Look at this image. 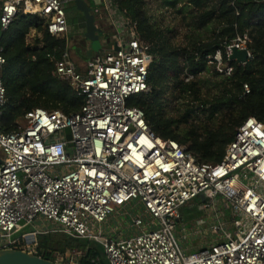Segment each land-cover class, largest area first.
<instances>
[{"label": "built area", "instance_id": "obj_1", "mask_svg": "<svg viewBox=\"0 0 264 264\" xmlns=\"http://www.w3.org/2000/svg\"><path fill=\"white\" fill-rule=\"evenodd\" d=\"M95 2L114 31L112 48L81 67L67 48L59 59L48 55L54 74L83 100L80 111L35 108L13 131H0V251L64 233L100 245L108 264H264V123L245 120L214 165L158 136L131 105L150 92L151 46L113 0ZM65 3L0 0V29L20 13L33 14L52 37H64ZM249 43L238 35L226 46L227 61L219 50L208 64L231 76L233 48L247 50L250 60ZM5 63L0 46V70ZM5 95L0 77V117ZM201 196L208 215L178 234L180 210ZM208 235L206 245L189 249L190 239Z\"/></svg>", "mask_w": 264, "mask_h": 264}, {"label": "trees", "instance_id": "obj_2", "mask_svg": "<svg viewBox=\"0 0 264 264\" xmlns=\"http://www.w3.org/2000/svg\"><path fill=\"white\" fill-rule=\"evenodd\" d=\"M156 1L161 10L175 15L173 26L150 16L147 0H113L136 24L153 55L147 76L150 92L131 105L143 110L158 136L186 146L200 164H218L245 120L253 117L264 123V0ZM44 23L37 15L20 13L7 30L0 29L6 60L0 70L6 90L3 133L13 131L35 108L70 115L83 104L70 84L54 74L48 56L61 58L67 40L52 37ZM32 31L36 36L30 44ZM238 35L249 37L252 59L245 64L232 61L233 74L224 76L208 58L220 50L227 61L226 46ZM15 247L61 264H108L100 245L64 233L39 235L35 242L22 240Z\"/></svg>", "mask_w": 264, "mask_h": 264}, {"label": "rangeland", "instance_id": "obj_3", "mask_svg": "<svg viewBox=\"0 0 264 264\" xmlns=\"http://www.w3.org/2000/svg\"><path fill=\"white\" fill-rule=\"evenodd\" d=\"M91 8H93V12L92 14L95 16V20L97 22V26L100 28L103 26V24L105 23V19L106 16L103 13H98L100 5H98V3L95 2V0H84ZM148 3V9H149V15L150 16H154V17H158V19L163 18L166 26H173L175 24V15L170 12H166V10H161L159 7V3L156 0H147ZM73 10H77L76 6L74 4V2L72 3H67L65 7H67ZM75 6V7H74ZM78 11H75V13H77ZM75 13H73V15H75ZM78 21H85L84 19V15L81 12H78ZM74 22V21H72ZM84 26L85 22H84ZM107 28H104L105 30L109 31L108 33L106 32L105 34H103V36H100V41L102 42V44L104 45H108L110 42H113V35L110 33V29L108 24H106ZM86 29V27H85ZM35 31H32L31 34L28 36L27 41L30 44L34 43L35 40ZM84 36L83 33L79 32V31H75L73 29L72 34L66 38L67 40V48L70 51L69 52V57L70 59L77 63L80 59L78 56H76V52L75 49L79 48L77 45L82 42V40L80 41L79 39ZM109 40V42H107ZM107 42V44H106ZM77 46V47H76ZM103 48H101L100 52L95 53V55L93 56L94 58H97L98 56H100L102 54V52L104 51V46H102ZM111 47V46H110ZM107 47V48H110ZM106 49V48H105ZM0 154H1V150H0ZM203 197L201 198H196L193 199L191 201H189L183 208V221H180L177 225H176V232L179 233H183V232H190L191 230L194 229V227L198 224V222L203 219L204 217H206V215H208V213L204 210L203 205L201 203ZM226 215H230V210L229 209H225ZM208 226L207 225H202V228L206 229ZM30 229H25L23 230L21 233L29 231ZM20 235V234H19ZM18 235V236H19ZM208 241H211V236L208 235L206 237V239H202V238H194V239H190L188 243L189 245V249L191 251L193 250H198L200 247L206 245L208 243ZM84 242H88L86 240H84ZM95 244V243H94ZM100 250H102V248H99Z\"/></svg>", "mask_w": 264, "mask_h": 264}, {"label": "water", "instance_id": "obj_4", "mask_svg": "<svg viewBox=\"0 0 264 264\" xmlns=\"http://www.w3.org/2000/svg\"><path fill=\"white\" fill-rule=\"evenodd\" d=\"M75 6L77 11L82 12L85 19L86 31L84 38L80 43L81 46H86L87 42L91 43V48L88 53L84 56L81 54V48L76 49V53L87 60L93 56V54L100 52L102 47L100 36L102 31L95 24V16L92 14L93 8H91L84 0H76ZM118 50L117 47H115ZM231 60L237 61L240 64H245L248 61L247 50H237L233 48ZM202 200H204V196ZM181 221L183 220V211L180 210ZM0 264H61L52 262L45 258L39 257L32 253H27L20 250H2L0 251Z\"/></svg>", "mask_w": 264, "mask_h": 264}, {"label": "crops", "instance_id": "obj_5", "mask_svg": "<svg viewBox=\"0 0 264 264\" xmlns=\"http://www.w3.org/2000/svg\"><path fill=\"white\" fill-rule=\"evenodd\" d=\"M79 12V11H78ZM78 12L77 13H75V15H73V14H67V17H68V20H69V30H68V33H67V35L65 36V38H67L68 37V35L70 36L71 34H72V31H73V29L75 30V31H79V32H81V33H83V34H85V31H86V29H85V27L86 26H84V22L85 21H81V20H79L78 21V19H79V17H78ZM82 13V12H81ZM72 21H74V22H72ZM95 24H96V26H97V22L95 21ZM106 24H108L107 23V20L105 19V23L103 24V26L102 27H98L101 31H102V35L101 36H103V34H105L106 32L108 33L109 31H107V30H105L104 28H107L106 27ZM105 31V32H104ZM110 33L113 35V42H110L108 45H104V44H102V42H101V44H102V46H104V51H106L107 49H110V48H112V45L114 44V31L113 30H110ZM84 38V36H82L79 40L81 41L82 39ZM107 42H109V40L107 41ZM107 42H106V44H107ZM79 48H81V54H83L84 56L88 53V51L90 50V48H91V43L90 42H87V45L84 47V46H81V45H77ZM76 46V47H77ZM111 46V47H110ZM107 47H110V48H107ZM106 48V49H105ZM76 49H78V48H76ZM76 49H75V52H76ZM67 50H68V48H67ZM103 51V52H104ZM68 52H70L69 50H68ZM102 52V53H103ZM70 55V54H69ZM95 54H93V56H94ZM76 56H78L79 57V61L76 63L78 66H83L84 65V63H85V61L86 60H84L83 58H81L77 53H76ZM93 56L91 57V58H93ZM183 221V220H182Z\"/></svg>", "mask_w": 264, "mask_h": 264}, {"label": "flooded vegetation", "instance_id": "obj_6", "mask_svg": "<svg viewBox=\"0 0 264 264\" xmlns=\"http://www.w3.org/2000/svg\"><path fill=\"white\" fill-rule=\"evenodd\" d=\"M65 1H66V3H65V6H66L67 3H72V2H74V4H75V1H76V0H65ZM74 7H75V6H74ZM75 11H77V10H73V9H71V7L68 8V6L66 7V13H67V14H73V13H75Z\"/></svg>", "mask_w": 264, "mask_h": 264}]
</instances>
